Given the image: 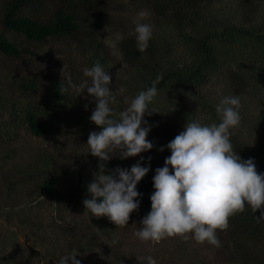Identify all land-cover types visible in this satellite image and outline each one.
Masks as SVG:
<instances>
[{
    "label": "rangeland",
    "instance_id": "obj_1",
    "mask_svg": "<svg viewBox=\"0 0 264 264\" xmlns=\"http://www.w3.org/2000/svg\"><path fill=\"white\" fill-rule=\"evenodd\" d=\"M117 1L118 5L99 14L95 30L109 47L105 66L101 65L112 78L111 88L114 92L121 87L126 89L113 105L120 111L127 107L125 98H134L144 80L129 71L116 42L123 32L134 30L133 19L140 10H150L143 0ZM236 3L237 0L214 1L202 18L204 25L219 29L238 20ZM146 22L152 24L154 39L164 49L165 60H177L176 56L184 52L182 38L152 13ZM3 33L16 38L11 32ZM31 46L36 52L33 55L0 54V264H59L60 258L74 249L80 252L76 258L81 264H147L145 258L149 255L157 264H260L259 251L256 260L253 252L243 251L241 244L224 232H218L220 248L179 238L155 245L142 242L134 233L142 227L140 222L150 210L140 206L131 213L125 228H117L107 217L92 216L81 200L101 163L105 174H109L117 167L130 170L143 157L141 166H150V170L142 180L153 178L155 169L163 167L165 158L171 155L165 146L184 130L187 120L215 123L213 109L224 95H231L225 75L213 74L199 92H160L150 105L155 112L144 117L152 126L147 139L153 143V149L127 159L116 155L101 162L88 153L89 133L101 129L90 121L96 105L86 90L77 96L75 89L69 88L59 103L48 107L13 91L2 81L5 74L28 70L43 75L45 85L50 75H56L65 84L70 76L74 84H80L88 79L83 69L93 64L74 52V43L67 37H53ZM240 99V130L264 154V86L252 84ZM205 102L213 106L209 108ZM30 112L44 124L45 135L35 136L27 128L26 115ZM161 147L163 152L158 151ZM48 176L58 181L56 194L39 195L35 186ZM79 177L84 179V187L77 186ZM114 239L118 243L110 247Z\"/></svg>",
    "mask_w": 264,
    "mask_h": 264
},
{
    "label": "clouds",
    "instance_id": "obj_2",
    "mask_svg": "<svg viewBox=\"0 0 264 264\" xmlns=\"http://www.w3.org/2000/svg\"><path fill=\"white\" fill-rule=\"evenodd\" d=\"M150 16V11L142 9L133 19L136 46L141 53L154 35L152 24L146 22ZM83 75L88 79L80 84L67 77L63 91L73 88L79 96L86 90L94 98L96 106L90 121L101 130L89 133L88 153L108 162L116 155L127 159L153 149L147 139L152 126L144 117L155 112L150 105L158 96L157 84L162 76L130 101L125 98L127 107L117 111L113 105L126 89L114 92L112 78L99 62L85 67ZM242 108L239 96L224 95L215 106L218 123L187 120L184 130L165 146L171 155L165 158L163 167L155 169L151 211L135 231L137 239L155 245L179 238L220 248L218 232L229 229L231 218L251 208L253 213L260 212L255 217L258 222L264 220V174L257 172L253 159L240 157L231 140L242 123ZM158 151L163 152L164 147ZM142 162L143 157L130 170L117 167L109 174H105L101 163L94 181L87 186L90 198L82 202L85 209L97 218L107 217L117 228H125L131 213L140 207L138 198L142 193L137 185L150 170V166H141ZM116 243L114 239L109 246ZM78 255L80 252L74 249L62 256L59 264H81ZM145 259L147 264H157L151 255Z\"/></svg>",
    "mask_w": 264,
    "mask_h": 264
},
{
    "label": "trees",
    "instance_id": "obj_3",
    "mask_svg": "<svg viewBox=\"0 0 264 264\" xmlns=\"http://www.w3.org/2000/svg\"><path fill=\"white\" fill-rule=\"evenodd\" d=\"M216 0H143L146 8L182 38L184 52L177 60H165L164 49L154 39L141 53L136 46L134 30H127L118 38L116 46L130 72L143 77L142 85L135 96L150 87L157 76L158 94L169 89H186L199 92L213 74L226 76L231 95L242 97L252 84L264 86V0H237L238 20L217 29L205 26L202 18ZM120 3V2H119ZM117 0H0V54L7 57L33 55L32 44L53 37H67L74 43V52L91 64L99 62L105 66L109 47L97 35L99 14ZM8 31L16 38L6 36ZM43 75L32 71H13L5 74L3 83L21 95L33 97V102L53 106L63 98L64 81L56 75L48 76V84L42 82ZM1 80V79H0ZM0 85L1 84L0 82ZM209 108L213 104L205 102ZM215 123L219 116L213 109ZM26 125L35 136L47 133L44 124L32 112L26 115ZM234 149L243 160H254L258 173L264 174V154L257 151V143H249L240 127L231 137ZM255 143V144H254ZM79 177L77 186L84 187ZM56 178L48 176L35 186L39 195L54 196L58 187ZM137 190L142 208L151 211V195L155 189L153 178L141 180ZM90 198L88 191L81 198ZM260 212L251 208L230 219L225 236L241 244L243 251L249 250L257 260V251L264 264V220L257 221Z\"/></svg>",
    "mask_w": 264,
    "mask_h": 264
}]
</instances>
